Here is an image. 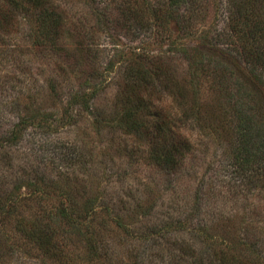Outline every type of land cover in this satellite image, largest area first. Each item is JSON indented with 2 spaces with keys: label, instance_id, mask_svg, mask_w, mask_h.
<instances>
[{
  "label": "rangeland",
  "instance_id": "374dc122",
  "mask_svg": "<svg viewBox=\"0 0 264 264\" xmlns=\"http://www.w3.org/2000/svg\"><path fill=\"white\" fill-rule=\"evenodd\" d=\"M117 1L96 0L108 15L95 19L86 0H51L60 20L42 31L23 8L0 0V193L25 195L0 220V264H64V257L68 264H212L222 253L262 264L237 248L247 239L264 261V187L232 172L220 130L231 89L214 62L197 67L191 85L181 52L226 29L225 0H197L181 29L142 10L126 17ZM122 1L143 8V0ZM140 53L161 65L149 91L172 119L175 140L189 143L176 170L157 169L143 153L148 139L117 124V92L131 82ZM139 120L154 132L152 114ZM90 204L98 213L86 219V235L60 238L56 257H43L18 231V223L44 224L59 208Z\"/></svg>",
  "mask_w": 264,
  "mask_h": 264
},
{
  "label": "trees",
  "instance_id": "16d2710c",
  "mask_svg": "<svg viewBox=\"0 0 264 264\" xmlns=\"http://www.w3.org/2000/svg\"><path fill=\"white\" fill-rule=\"evenodd\" d=\"M143 1V8L127 6V3L122 0L115 4L118 12L126 17H132L142 10L154 21L164 19L165 23L171 22L178 25L180 29L192 14H197L198 9L197 0H156L155 4L149 3L148 0ZM86 2L89 5L92 4L91 10L95 19L107 18L106 7L96 6V0H86ZM7 3L16 10L23 8L25 15L34 19L37 29H43L42 31L54 28L60 20V13L51 0H7ZM223 5L226 29L224 28L218 33L219 35L215 36L230 39L229 44H219L215 41L217 38L214 40L211 37L207 45L193 44L181 49V52L188 62L192 76L191 85H195L194 80L198 79L197 67L204 63L214 62L216 68L222 72L225 83L223 85L227 91L231 90L227 98L228 113L222 116L221 121L227 116L228 118L221 125L220 130L228 137V154L232 172L242 181L244 180V184L248 182L247 184L255 186V181H259L258 184L264 187V0H225ZM156 63L155 60L147 59L141 53L135 55L129 69L132 80L119 87L116 96L117 110L115 109L114 112L120 115L117 120L119 126L148 139L143 149L146 159L151 160L161 172H166L176 170L181 165V156L184 155V150L189 143L175 140L172 119L167 115L166 109L159 105L158 99L153 100V94L149 91L151 80H159L158 77L162 75L157 73L161 65ZM135 78L137 81H134ZM218 80L214 79L216 86L221 85ZM153 84L158 85L152 82ZM231 87L236 89L234 93ZM141 112H148L154 117V132L143 131L139 123ZM27 121L26 117L18 121L17 127L10 130V139L17 138L15 135L19 131L18 127H22ZM25 187L28 195L38 196L39 191L34 186L26 184ZM17 192L18 189L15 188L0 193V220L5 215L12 216L13 210L23 202L25 195ZM43 192L45 191H40V193ZM76 209L77 207L59 208L56 214L53 217L50 216L44 224L38 220L30 221L29 224L18 223V231L23 236V241L34 247L43 257L47 259H50L52 255L56 257L58 251L56 242L76 232L79 235H86V219L93 218L98 213L92 208V204ZM59 220L62 223L56 228L48 225L58 223ZM204 225L205 223L201 225V229ZM246 240L238 243L239 254H244L243 249L248 253L255 252L256 257L264 264L258 251L246 248L248 247ZM58 255H61V250ZM238 258L239 256L233 255L228 259L225 253H222L217 257L219 259L217 263H214V260L211 262L212 264H241L242 260L239 261ZM64 261V264L69 262L65 260V257Z\"/></svg>",
  "mask_w": 264,
  "mask_h": 264
}]
</instances>
